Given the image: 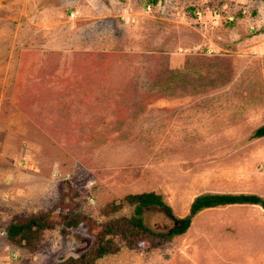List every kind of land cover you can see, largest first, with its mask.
Wrapping results in <instances>:
<instances>
[{"label": "rangeland", "instance_id": "1", "mask_svg": "<svg viewBox=\"0 0 264 264\" xmlns=\"http://www.w3.org/2000/svg\"><path fill=\"white\" fill-rule=\"evenodd\" d=\"M146 4L150 5L149 13L145 14L148 17L135 26L121 21L128 8ZM211 13L234 19L221 28H211L207 24ZM93 22L106 27L112 23L115 34L130 38L138 36V30L144 26L148 37L187 40L186 45H181L178 52L169 54L162 63L163 71L172 68L170 77L175 78L176 87L181 86L187 97L198 99L196 117L204 113L201 120L197 119L198 126L192 124L193 132L183 141L179 155L170 159L177 165V170L170 174L175 188L169 194H158L173 218L187 215L188 202L196 192L236 194L242 191L237 187L240 181L246 184L244 189H264V136L247 140L264 123V3L261 0H157L154 3L150 0H0V262L5 264H57L67 256L77 255L81 243L88 238L84 223L69 229L65 237L60 227L55 226L44 230L34 249L27 251L11 245L4 229L10 219H24L54 207L59 200L58 181L53 182L51 175L59 179L64 174V170L55 173L52 169L38 173L36 167L28 169L27 162L19 160L22 158L13 137L14 126L10 127L8 120L13 70L26 49L59 46V39L65 36L90 34V27L79 25L87 27ZM248 23L255 25L251 32L246 31ZM180 54L187 55V60ZM150 56L155 58L153 54ZM156 69L157 65L152 67L150 60L147 76ZM162 87L169 85L160 86L161 90ZM185 95L180 97L184 99ZM174 96L170 102L176 104L179 99L177 94ZM236 168H240L237 173ZM70 173L68 181L76 193L75 212L98 222L132 214L133 206L125 204L113 215L100 216L99 208L103 204L92 190L94 184L76 182ZM235 175L241 179H235ZM87 184L89 190L85 188ZM175 200L179 202L169 203ZM173 206L181 207L184 212L174 211ZM252 213L245 206L202 210L190 218L185 232L149 250L126 247L115 236L112 241L119 250L97 259L95 264H197L199 260L193 256L198 255L196 249L202 246L203 239L215 234L214 240L237 245L242 236L237 228ZM148 214L149 211H143L142 216ZM252 226L258 228L253 223ZM248 239L255 249L264 246V233L258 232ZM10 253L16 258L10 260Z\"/></svg>", "mask_w": 264, "mask_h": 264}, {"label": "crops", "instance_id": "2", "mask_svg": "<svg viewBox=\"0 0 264 264\" xmlns=\"http://www.w3.org/2000/svg\"><path fill=\"white\" fill-rule=\"evenodd\" d=\"M92 24L79 25L90 27V34L65 36L59 46H34L22 52L7 101L19 160H25L28 169L36 167L38 173L49 169L72 172L76 182L94 184L92 190L102 204L127 194H169L175 188L170 174L177 170L170 159L179 155L183 141L193 132L192 124L198 126L204 117L203 112L195 115L198 99L176 87L175 78L170 77L172 68L163 71L162 67L163 59L178 52L187 40L148 37L144 26L138 36L130 38L115 34L112 23L108 27ZM180 56L187 60V55ZM150 60L157 69L147 76ZM166 83L169 88L161 90ZM176 94L179 101L173 104L170 100ZM235 179L241 178L235 175ZM237 187L242 189L239 193L264 197V189H244L241 181ZM202 193L222 192H196V196ZM240 206L254 213L237 228L242 234L239 243L225 245L213 239L215 234L208 236L193 256L197 264H264V246L255 249L248 239L264 233V211L259 205L228 204L202 210ZM180 208L173 206L174 211ZM252 223L258 228L253 229Z\"/></svg>", "mask_w": 264, "mask_h": 264}, {"label": "trees", "instance_id": "3", "mask_svg": "<svg viewBox=\"0 0 264 264\" xmlns=\"http://www.w3.org/2000/svg\"><path fill=\"white\" fill-rule=\"evenodd\" d=\"M154 3L157 0H150ZM264 3V0H261ZM264 136V123L256 128L247 140ZM59 200L51 209L31 215L27 218L10 219L5 226L6 240L17 248L32 251L40 234L44 230L60 227V233L65 234L67 228H74L79 223L87 225V234L91 237L86 249L75 257H69L57 264H95V261L105 255L114 254L119 249L112 241L118 236L126 247H157L174 235H181L190 225V218L204 208H212L228 204H257L264 211V198L252 194L202 193L195 196L188 205V213L182 218H174L180 226L167 234H156L149 231L141 223V210L151 206L164 208L170 215L171 211L163 204L161 197L154 192L127 194L113 198L99 208V215L108 217L118 212L125 204L133 206V212L128 217L108 219L102 222L91 220L87 215L75 212L76 193L69 181L58 182Z\"/></svg>", "mask_w": 264, "mask_h": 264}, {"label": "built area", "instance_id": "4", "mask_svg": "<svg viewBox=\"0 0 264 264\" xmlns=\"http://www.w3.org/2000/svg\"><path fill=\"white\" fill-rule=\"evenodd\" d=\"M128 7H129V5H127L125 8H128ZM149 10H150L149 4H146V6L130 7L126 11L123 12V15H121L120 19H121V21H123L125 23L132 24L135 26L139 20H142L147 16L145 14L149 13ZM233 19L234 18L230 15L226 16V17H222V15L219 13H211L209 15V19H208L207 24L211 28H221L222 26H224L225 23H227V24L232 23ZM254 28H255V25H253V23H248V25H246V29L248 31H252V30H254ZM70 178H71V173L68 170L65 171L63 176L59 179L55 176V174L51 176V180L53 182H55V181L60 182V181H64V180L68 181ZM1 234H3V232H1ZM8 258L10 260H13L16 258V255L14 253H10L8 255ZM0 264H5V263L0 262Z\"/></svg>", "mask_w": 264, "mask_h": 264}, {"label": "water", "instance_id": "5", "mask_svg": "<svg viewBox=\"0 0 264 264\" xmlns=\"http://www.w3.org/2000/svg\"><path fill=\"white\" fill-rule=\"evenodd\" d=\"M142 213V225L153 233L167 234L171 229L180 226V222H178L176 219L165 217L164 212L150 211L149 214L145 215L144 217L142 216Z\"/></svg>", "mask_w": 264, "mask_h": 264}, {"label": "flooded vegetation", "instance_id": "6", "mask_svg": "<svg viewBox=\"0 0 264 264\" xmlns=\"http://www.w3.org/2000/svg\"><path fill=\"white\" fill-rule=\"evenodd\" d=\"M143 211H149V212H150V211L164 212V213H165V214H164L165 217H167V218L169 217L170 219H174V218H173V217H172V216H171V215H170V214H169L164 208L159 207V206H151V207L144 208V209L141 210V213H142ZM80 224H82V223H79V225H80ZM84 224H85V223H84ZM82 225H83V224H82ZM82 225H81V226H82ZM77 226H78V225H77ZM77 226H76V227H77ZM84 226H85V229H86L85 231L87 232V225L85 224ZM161 227H162V226H161ZM178 227H179V226H178ZM74 228H75V227H74ZM175 228H176V227H175ZM69 229H73V228H67L66 231H65V234H62V236L65 237L66 234H67V231H68ZM173 229H174V228H173ZM171 230H172V229H171ZM171 230H170V231H171ZM170 231H169V232H170ZM169 232H168V233H169ZM87 236H88V238H86V239L84 240V242L81 243V246H80V249H81V250L79 251V253H78L77 255H79L84 249H86V247L88 246L89 242L92 240L91 237H90L88 234H87ZM77 255H70V256H67L66 258H69V257H75V256H77ZM66 258H65V259H66ZM65 259H63V260H65Z\"/></svg>", "mask_w": 264, "mask_h": 264}]
</instances>
